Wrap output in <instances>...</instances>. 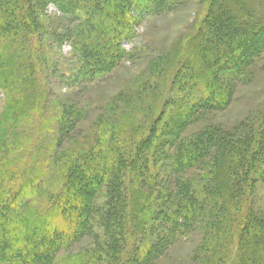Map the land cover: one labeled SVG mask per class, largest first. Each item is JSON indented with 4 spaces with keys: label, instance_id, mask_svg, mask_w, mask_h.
Listing matches in <instances>:
<instances>
[{
    "label": "trees",
    "instance_id": "16d2710c",
    "mask_svg": "<svg viewBox=\"0 0 264 264\" xmlns=\"http://www.w3.org/2000/svg\"><path fill=\"white\" fill-rule=\"evenodd\" d=\"M48 5L58 13L49 14ZM176 5L0 0V264H166L173 248L199 229L192 260L264 264V213L247 207L256 176L264 178V107L257 128L207 124L188 131L225 111L262 57L264 47L254 45L264 44V15L256 14L255 0H203L189 50L199 63L179 70L174 98L164 100L148 132L140 128L145 121L123 131L112 121L105 130L118 138L59 152V141L41 140L50 122L32 123V115H45L41 103L50 95H39L38 83L46 87L51 69L70 65L67 81L87 75L66 83L71 88L114 71L145 15L161 16ZM65 44L71 47L67 61L58 53ZM69 107L58 103L51 119L59 139L84 114ZM166 141L159 160L155 154Z\"/></svg>",
    "mask_w": 264,
    "mask_h": 264
},
{
    "label": "rangeland",
    "instance_id": "374dc122",
    "mask_svg": "<svg viewBox=\"0 0 264 264\" xmlns=\"http://www.w3.org/2000/svg\"><path fill=\"white\" fill-rule=\"evenodd\" d=\"M255 5L256 14L259 12L264 15V0H255ZM203 10V0H177L176 7L161 16L145 15L135 39L123 44L126 52L124 62L106 75L94 77V80L89 82L84 79L82 83H75L74 88L67 87L66 83L72 84L75 80L87 77L85 73L67 81L63 77L68 74L66 71L70 65L66 64L64 71L51 69L46 87H43L42 82L38 83V94L45 92L46 98L50 95L46 102L41 103V106L47 105L46 109L44 108L45 115L43 117L32 115V123L37 122L39 127L45 121L50 122L47 124L50 131L45 130L41 137L44 144H51L56 140L59 141V152L67 149L83 152L92 145L96 147V144H102L107 139L119 137L118 132L105 130L104 124L112 121L117 131L120 128L123 131L122 126L126 124L133 125L134 128L136 124L141 125L145 121L140 128L143 129L142 132H148L147 128H150L158 117L164 100L174 98L171 97V91L179 70L182 72L185 66L199 63L198 53L189 50L194 47L191 41L200 29ZM47 12L51 15L58 13L54 5H48ZM262 42L256 41L255 48L264 47ZM201 44L202 41L197 42L199 48ZM70 52L71 47L68 44L58 50L65 61ZM35 78L39 79L41 76L37 74ZM247 78H250L249 81L238 83L233 100L225 111L209 116L197 126H190L188 131L193 132L207 124L229 129L249 123L253 128H257L260 122L257 114L264 107V52L255 62L252 73L247 75ZM0 99H4L3 94ZM58 103L84 110L82 120L75 123L71 132L61 139L57 124L51 120L55 113L58 114L56 108ZM172 104L174 106L175 102L172 101L170 106ZM4 108L5 104H0V118L5 112ZM70 109L75 111L73 108ZM163 120L169 123L170 116L163 117ZM23 124L29 123L23 120ZM21 132L25 135L27 129L22 128ZM171 138L165 137L166 140ZM158 140L162 143L163 138L160 137ZM165 148H169L167 141L157 150L155 154L158 155L157 159H162ZM255 179L257 190L250 199V204L247 202V207L251 205L256 211L264 213V178L256 176ZM161 216H164V211L159 212L158 217ZM200 230L191 234V237H184L182 242L173 248L171 256L164 260L165 263L204 264L200 260H192L193 253L191 254L202 239Z\"/></svg>",
    "mask_w": 264,
    "mask_h": 264
}]
</instances>
